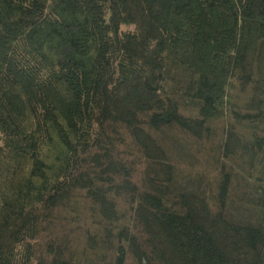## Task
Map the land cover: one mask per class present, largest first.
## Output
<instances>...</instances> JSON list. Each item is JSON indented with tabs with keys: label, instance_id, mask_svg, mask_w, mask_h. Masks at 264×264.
I'll use <instances>...</instances> for the list:
<instances>
[{
	"label": "trees",
	"instance_id": "obj_1",
	"mask_svg": "<svg viewBox=\"0 0 264 264\" xmlns=\"http://www.w3.org/2000/svg\"><path fill=\"white\" fill-rule=\"evenodd\" d=\"M0 264H264V0H0Z\"/></svg>",
	"mask_w": 264,
	"mask_h": 264
}]
</instances>
